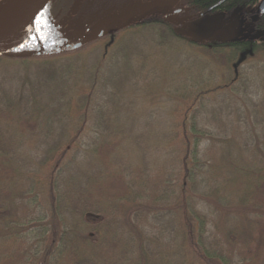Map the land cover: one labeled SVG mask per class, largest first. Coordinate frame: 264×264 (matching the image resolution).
<instances>
[{"label": "trees", "instance_id": "obj_1", "mask_svg": "<svg viewBox=\"0 0 264 264\" xmlns=\"http://www.w3.org/2000/svg\"><path fill=\"white\" fill-rule=\"evenodd\" d=\"M164 1L44 0L29 34L0 47V69L24 66L20 84L8 95L0 90V116L14 120L20 114L22 123L35 118L33 113L26 117L35 94L39 102L35 112L43 122L33 126L39 144L29 147L31 154L8 146L0 128V189L4 178L17 173L32 181L31 188L19 195H0V264H94L79 258L78 251L87 244L99 258L102 248L114 249L112 239L102 233L110 219L118 225L117 236L112 233L117 242L122 234L126 243L136 244V258L118 264H148L143 241L149 235L163 239L178 254L184 250L188 259L183 261L181 255V261L172 264H264V116L258 120L255 112L259 102L264 112L259 88L264 80V15L256 13L257 37L222 41L189 32L199 16L252 7L260 0H176L174 6L181 10L173 15ZM133 7L138 9L127 14ZM71 12L70 26L58 31L57 23ZM79 14L85 22H76ZM175 16L186 19L175 21ZM108 20L115 23L105 29ZM121 20L124 23L117 26ZM75 29L89 35L77 39L83 41L78 47L56 49L51 39ZM134 30L153 38L162 72L174 67L179 79L187 73L177 98V116L166 113L155 137L157 146L172 142L178 147L176 171L150 173L138 168L126 177L100 172L93 178L95 166L87 162L80 171L78 163L72 174L73 178L81 173L75 177L77 186L68 189L65 166L86 160L88 149L100 156L109 149L107 137L118 139L102 118L111 110L109 95L117 91L111 74L120 73L128 63V53L119 50L121 43ZM42 38L45 47L33 54L35 39ZM175 50L183 52L184 61L177 59ZM217 66L228 71L223 84L217 83L211 68ZM104 90L111 93L101 94ZM22 98L28 99L19 111L2 102ZM107 118L112 129L110 113ZM57 122L68 125V130L55 131ZM212 123L224 129L211 130ZM71 148L77 150L66 158ZM82 149L83 158L77 160ZM103 157L108 159L104 153ZM111 178L128 186L116 181L122 188L115 192L108 183L100 188ZM60 192L75 196L62 209L57 205ZM91 202L102 203L105 209ZM64 250L67 258L62 260Z\"/></svg>", "mask_w": 264, "mask_h": 264}, {"label": "rangeland", "instance_id": "obj_2", "mask_svg": "<svg viewBox=\"0 0 264 264\" xmlns=\"http://www.w3.org/2000/svg\"><path fill=\"white\" fill-rule=\"evenodd\" d=\"M87 0H82L86 2ZM77 5V4H76ZM258 3L252 7L243 6L230 11H217L207 15L199 16L192 23L193 27L189 30L192 35L201 37H215L217 40H232L239 38H250L259 36L260 32L256 31L253 27L254 20L257 18L256 11ZM174 7V6H173ZM178 7V6H175ZM247 14V16H245ZM73 13L71 12L69 16L63 17L59 23H57L58 31L62 32L67 29L71 22ZM86 18L79 14L76 18V22H85ZM137 19V17H136ZM175 21L185 20L186 16L182 19L181 17H173ZM115 21L108 20L105 24L106 28H111ZM124 20L119 21L116 25H122ZM101 25V24H100ZM103 29V28H102ZM93 33V30L91 31ZM90 33V34H91ZM149 33V32H148ZM89 35V31L80 32L78 30H73L71 33L65 32L63 35H59L56 38L51 39L54 45L61 44L64 42H74L78 38H86ZM129 37L125 38L121 43L122 48L119 50L126 51L129 55L127 59V65L120 71V73H112L111 78L115 81L116 92H110L104 90L101 92L103 95L110 94L112 101L110 103L111 110L104 111L103 118L104 124L108 126L107 131L114 133L116 135V140L114 138H106L111 140L107 142V147L109 149H103L100 156L95 157L91 149H88L86 157L83 158V149L80 154L77 155V160L80 158L84 161L76 162L75 164H69L65 166L64 174L67 188H74L77 186L78 179L75 177L81 175L78 173L77 176L72 178V174L78 171L76 167L80 166V171L83 166L88 165L95 166L94 172L91 171L93 178L97 177L100 172L104 175L107 174L111 177H126L125 175H130L131 173H136L138 168H144V170H150V173L156 170V172L165 170L166 174L171 171H176L178 165V147L173 148V143L168 142L166 146L161 143L157 146L156 136L159 135L160 128L163 126L164 117L167 118L166 113L172 115V118H176V110L178 108V94L182 89V82L185 81L187 73L181 75V79L178 77V72L175 68L166 69L164 72L161 70V59L159 54H157L160 49L155 47L152 43V37L141 32V30H134L130 32ZM46 42L44 39H35L32 49H37L40 47H45ZM31 49V50H32ZM162 49V48H161ZM177 59L179 61H184L185 58L182 56L183 52L177 50L174 51ZM177 52V53H176ZM112 62H110L111 64ZM213 71L217 74V83L223 84L226 79L227 70L217 67H211ZM211 68L209 70H211ZM212 71V70H211ZM24 66H8L0 69V90L6 92L8 95L16 87L22 77H24ZM106 71L104 72V75ZM32 81H30L31 83ZM168 88V89H167ZM259 88L262 89V105H264V80L263 86ZM35 91V87L31 84L28 93L32 94ZM260 93V94H261ZM28 98H22L19 101H8L6 99L2 102L6 105H11V108L15 110H22L23 104ZM38 102L36 100L35 94L31 97V105L29 106L30 111L26 117L36 116L33 119H27L26 123L21 122V115L15 114L14 120L6 117L5 114L0 116V128H2L3 133L1 135L7 140L6 144L12 149H31L37 147L39 144L37 140V134H34L35 130L33 126L35 122L43 123L41 118H39L35 112V106ZM259 106L255 109L256 118L258 120L264 116V112L261 109L260 102ZM48 109V107H47ZM253 111V107L249 108ZM64 112L62 110V115ZM107 113L111 114L112 129L109 128L110 120L107 118ZM45 114L44 120L46 121L49 116ZM170 118V119H172ZM24 117L22 118V120ZM230 119V118H229ZM228 119V120H229ZM22 123V124H21ZM19 124V125H18ZM54 125V130H68V125ZM36 125V124H35ZM214 127L210 125V129L218 131L219 129H224L220 124L212 123ZM221 126V127H220ZM227 129V128H226ZM40 129L37 128L38 132ZM228 130V129H227ZM169 133V132H167ZM86 135V132L84 133ZM164 138L166 136L164 135ZM101 140V139H100ZM169 141V140H168ZM28 143V144H27ZM103 142H101L102 144ZM27 144V148H26ZM100 144V143H99ZM100 144V145H101ZM166 144V141L163 142ZM177 146V143H176ZM31 147V148H29ZM103 148V147H102ZM16 150V151H17ZM77 150V149H76ZM75 148L67 150L69 158L76 152ZM21 150H18V153ZM31 154V150H28ZM103 153L108 158L106 161L103 159ZM65 158V159H66ZM109 161V162H108ZM160 165V166H159ZM157 166L158 169H157ZM153 167V168H152ZM143 170V169H142ZM29 175V174H28ZM138 176V175H137ZM136 176V177H137ZM114 180H108L102 183L101 187H104L106 183L113 186L112 192L122 188L121 184L116 181H121L123 186H128L124 180L120 178H111ZM115 181V182H114ZM61 182H58V187ZM32 181L26 179L22 173H17L13 176L6 177L3 179L0 189V195L3 193L6 196L14 193L19 195L22 191L30 189ZM105 195V194H104ZM74 193L60 192V200L57 201L59 209H62L65 204H68V199H74ZM43 201V200H42ZM106 199L103 196V202ZM46 203V202H45ZM43 203V204H45ZM48 204V203H47ZM98 209H105L102 203L91 202L88 203ZM114 211V215L117 216V211ZM83 212V210H81ZM258 216L259 213H256ZM175 220L171 219V222ZM118 232V225L110 219L106 224L104 231H102L105 238H111L112 244L115 246L114 249L102 248L98 253L94 248H80L78 251L79 258H87V262L94 264H118L122 260L125 261L130 258H136V244L134 242L126 243L122 234L120 235L121 241L117 242L112 236V233ZM256 233H261L256 230ZM104 240V239H103ZM163 239L148 236V239L143 241L145 246V252L147 253L148 264H172L176 260L181 261V255L183 261L188 259V256L183 252H178L174 247L166 246L162 241ZM119 245V246H118ZM118 246V248H117ZM67 258V254L64 250L62 255V260ZM98 258V262H97Z\"/></svg>", "mask_w": 264, "mask_h": 264}, {"label": "water", "instance_id": "obj_3", "mask_svg": "<svg viewBox=\"0 0 264 264\" xmlns=\"http://www.w3.org/2000/svg\"><path fill=\"white\" fill-rule=\"evenodd\" d=\"M44 0H1L0 1V47L14 43L19 39L27 36L34 28L37 14ZM176 0H165L164 5H169V14H177L180 8L173 7ZM158 1L149 3L144 9H150ZM162 3V1H161ZM138 7L131 8L127 14L135 12ZM258 13H264V0H261L258 5ZM83 41L64 42L56 45V49H71L78 47ZM40 52V49L32 51L33 54Z\"/></svg>", "mask_w": 264, "mask_h": 264}, {"label": "flooded vegetation", "instance_id": "obj_4", "mask_svg": "<svg viewBox=\"0 0 264 264\" xmlns=\"http://www.w3.org/2000/svg\"><path fill=\"white\" fill-rule=\"evenodd\" d=\"M262 15H264V13Z\"/></svg>", "mask_w": 264, "mask_h": 264}]
</instances>
